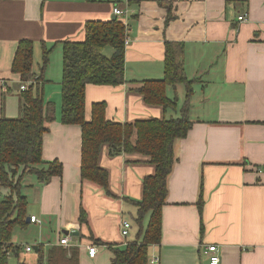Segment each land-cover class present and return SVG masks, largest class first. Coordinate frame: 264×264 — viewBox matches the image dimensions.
<instances>
[{
    "label": "crops",
    "instance_id": "crops-1",
    "mask_svg": "<svg viewBox=\"0 0 264 264\" xmlns=\"http://www.w3.org/2000/svg\"><path fill=\"white\" fill-rule=\"evenodd\" d=\"M167 1L0 0V81L9 84L5 88L0 82V117L21 113L22 80L12 71L19 41H34L37 75L42 42L53 48L44 99L54 103L56 118L46 122L43 158L60 160L63 174L45 183L27 174L23 185L27 214L42 222L28 223L40 226L36 244H23L13 234V242L25 250L31 245L39 256V245L46 253L53 246H64L60 238L68 235L71 245L64 247L80 249L78 264H111L113 252L108 244L124 247L140 231L132 200L141 199L143 179L154 172V165L138 153L110 156L104 146L100 164L109 171L112 194H108L81 177V126L60 119V43L83 39L88 20L113 19L118 6L125 11L117 18L126 24L129 38L126 82L88 84L87 118L92 104L101 100L107 103V117L117 121L168 115L172 110L147 104L142 95L130 91L142 80L163 77L166 40L185 45L186 73L196 79L191 100L193 126L175 143L178 160L168 180L162 238L150 246L149 264H211L210 255L204 252L210 244L218 245L220 264H264V0ZM170 11L174 17L166 24ZM245 13L247 20H239ZM113 52L111 46L104 49L107 56ZM57 53L61 62L55 64ZM179 86L181 104L184 98ZM171 89L174 96L175 89ZM9 194V188L0 186V200ZM81 206L87 211L88 223L79 220ZM123 220L131 222L126 237L121 233ZM148 220L149 216L145 225ZM65 229L78 234H66ZM92 235L100 241L94 242ZM90 244L97 246L95 256L89 255Z\"/></svg>",
    "mask_w": 264,
    "mask_h": 264
},
{
    "label": "trees",
    "instance_id": "trees-1",
    "mask_svg": "<svg viewBox=\"0 0 264 264\" xmlns=\"http://www.w3.org/2000/svg\"><path fill=\"white\" fill-rule=\"evenodd\" d=\"M167 4V0H161ZM174 16L168 14L166 24ZM128 29L122 19H91L85 23L83 39L64 40L62 72L61 121L78 124L82 128L81 177L110 191V175L100 164L104 146L110 156L122 153H138L154 165V172L143 179L141 199L132 200L137 207L135 222L140 231L136 239L124 247L108 244L113 256L111 264H149V248L160 243L163 228V206L168 193V180L178 160L175 152L177 140L186 137L193 126L191 118L192 97L196 79L187 76L184 51L180 41L166 40L164 75L162 78L145 79L130 91L142 95L150 105L172 110L176 116L140 118L134 121L109 119L104 100L92 104L90 118L86 116V87L88 84L117 86L126 82V38ZM43 54L40 71L34 72L35 43L21 39L12 63V71L20 75L22 82L30 81L21 91V113L17 117H0V186L9 188L10 194L0 200V264H8L11 254L20 256L22 245L13 242L14 229L27 227L28 196L23 192L27 174L33 173L39 182L45 183L53 176L63 174V163L43 158L44 134L47 121L56 117L54 103L44 99L45 73L50 64L53 48L42 42ZM111 46V56L104 49ZM185 85V97L180 104L177 87ZM174 88L170 96L168 89ZM24 170L18 175L19 169ZM149 216L147 224H144ZM79 220L88 223L86 209L81 206ZM94 242L100 240L91 236ZM39 245L36 264H78L80 249L53 246L46 253ZM18 264H28L19 261Z\"/></svg>",
    "mask_w": 264,
    "mask_h": 264
},
{
    "label": "built area",
    "instance_id": "built-area-1",
    "mask_svg": "<svg viewBox=\"0 0 264 264\" xmlns=\"http://www.w3.org/2000/svg\"><path fill=\"white\" fill-rule=\"evenodd\" d=\"M114 13L115 15H122L125 13V11L121 8H119L118 6L114 7ZM247 14H242L239 16V20H247ZM126 45H128L129 43V38H126ZM1 84L6 88L9 84L7 80L1 79ZM31 84V80L30 81H26V82H22L21 84V89L22 90H26L28 88V86ZM31 221L32 222H38L41 223L42 220L39 219L36 215L31 216ZM130 229H131V222L128 220H123L121 223V233L124 237H126L129 233H130ZM59 244L64 245V246H70V237L67 236H62L60 238ZM33 249V247L31 245H27L26 246V250L27 251H31ZM89 255L91 256H95L96 252H97V246L95 244H90L87 246ZM218 245L216 244H210L208 246L205 247L204 252L208 255H210V263L211 264H220L221 262V256L218 253ZM158 259H152L153 261H157Z\"/></svg>",
    "mask_w": 264,
    "mask_h": 264
},
{
    "label": "rangeland",
    "instance_id": "rangeland-1",
    "mask_svg": "<svg viewBox=\"0 0 264 264\" xmlns=\"http://www.w3.org/2000/svg\"><path fill=\"white\" fill-rule=\"evenodd\" d=\"M41 53H42V48L40 50V54ZM40 57L42 58V55H40ZM60 57H61L60 53H59V56H58V53L55 55V58H54V63L55 64L61 62ZM179 89H180V91L182 93L180 96L182 98H184L185 97V92H186L185 85L179 86ZM169 94H170V96L173 95L171 88L169 89ZM182 102H183V100L181 101V103ZM173 115L176 116L177 114H175L174 111H170V113L167 116L170 117V116H173ZM130 218H131V216H130ZM39 227L40 226H38V225L37 226L29 225L27 227L17 226L14 229V236H17V237L20 238L19 242L24 240V241H22L23 244H27L29 242L32 245L36 244L35 239H37L39 241L40 235H41L40 231L38 230ZM37 258H38L37 252L34 249L31 252H27L25 250V248H23L19 257H17L14 254L10 255L8 264H18L19 261H26L28 264H35Z\"/></svg>",
    "mask_w": 264,
    "mask_h": 264
},
{
    "label": "water",
    "instance_id": "water-1",
    "mask_svg": "<svg viewBox=\"0 0 264 264\" xmlns=\"http://www.w3.org/2000/svg\"><path fill=\"white\" fill-rule=\"evenodd\" d=\"M116 18H117V15H113V19H116ZM27 222H28V223L31 222V217H30V216L27 217ZM64 232H65L66 234H71V235L78 234L77 231H76V232H75V231H70V230H68V229H65ZM36 249H37V247H36Z\"/></svg>",
    "mask_w": 264,
    "mask_h": 264
}]
</instances>
